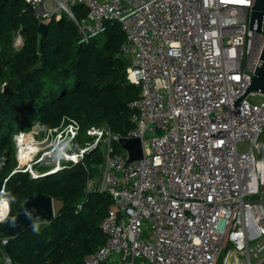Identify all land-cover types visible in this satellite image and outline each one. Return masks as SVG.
<instances>
[{"label": "built area", "instance_id": "1", "mask_svg": "<svg viewBox=\"0 0 264 264\" xmlns=\"http://www.w3.org/2000/svg\"><path fill=\"white\" fill-rule=\"evenodd\" d=\"M25 1L39 22L67 14L84 43L106 22H119L126 34L121 48L131 59L127 79L140 87L128 103L134 126L126 135L92 125L80 141L81 123L68 117L58 127L36 122L39 130L16 134L17 141L40 131L55 136L60 152L48 168L58 170L103 150L98 172H88L86 194H109L113 203L101 222L106 242L84 264H137L138 257L217 264L223 249V264L231 257L239 264L240 254L247 264H264V93L237 107L233 101L264 48V34L249 30L255 0ZM80 4L88 11L77 18ZM122 137L141 138L144 156L129 161ZM146 229L152 238L144 237Z\"/></svg>", "mask_w": 264, "mask_h": 264}, {"label": "trees", "instance_id": "2", "mask_svg": "<svg viewBox=\"0 0 264 264\" xmlns=\"http://www.w3.org/2000/svg\"><path fill=\"white\" fill-rule=\"evenodd\" d=\"M74 11L80 18L88 9L80 4ZM39 23L25 0H0V191L10 196L0 229L13 222L30 195H51L59 205L51 220L34 222L14 236L0 234V264L6 257L10 264H84L86 254L106 242L101 222L113 203L109 194H86L88 172H98L103 150L33 177L18 169L14 135L36 122L45 130L58 127L65 117L81 123L80 141L92 125L126 135L134 126L128 103L140 87L127 79L131 59L121 48L126 34L119 22H106V30L89 43L80 42L78 26L67 14L50 20L46 35L38 32ZM19 33L24 42L15 49Z\"/></svg>", "mask_w": 264, "mask_h": 264}, {"label": "water", "instance_id": "3", "mask_svg": "<svg viewBox=\"0 0 264 264\" xmlns=\"http://www.w3.org/2000/svg\"><path fill=\"white\" fill-rule=\"evenodd\" d=\"M49 25L50 21L40 22L38 25V32L41 35H46ZM249 30L264 34V0H255L252 5L250 10ZM250 77L251 80L247 88L240 96L233 100L234 107L240 106L241 102L251 93H264V48L260 55L259 63L254 69V72L250 74ZM120 143L128 151L129 161L140 159L144 156V145L141 138L122 137ZM71 148L75 149V145L73 144ZM54 216L55 206L53 196L44 193L30 195L19 212L15 215L13 222L9 226L0 229V234L14 236L32 223L51 220Z\"/></svg>", "mask_w": 264, "mask_h": 264}, {"label": "rangeland", "instance_id": "4", "mask_svg": "<svg viewBox=\"0 0 264 264\" xmlns=\"http://www.w3.org/2000/svg\"><path fill=\"white\" fill-rule=\"evenodd\" d=\"M23 42H24L23 40H22V42H18L16 37H15L14 38V48L20 49L21 46L23 45ZM254 97H255V95L254 96L251 95L249 98L252 100V99H254ZM35 128L39 130V128H40L39 124L33 125L32 131L35 130ZM20 140L17 141V136L14 135V142H15V145L17 148L16 149L17 150V158H18V163L20 165V166L18 165L20 167L19 169H24V168L30 169L32 167V169H34V170H38V169L43 170L44 168H48V166H50L49 164H52V163L57 161L58 152H60L59 151L60 150V144L58 143V139L55 136H53L50 139H46V137L40 131V132H38V134L35 135V137L30 136L28 142H26L25 145H23ZM51 142H54V144H52ZM27 143H29V144H27ZM28 145L35 146L36 150L34 152H32L31 153L32 155L30 156V158L28 160H26V158H27L26 155L24 156V159L21 158V152H22L21 148L26 147ZM54 148H55V151L53 153H48ZM3 197H6L10 202V196H9L7 191L5 192V194H3ZM58 205H59V202H56L55 208L58 207ZM9 209H10V206H9ZM150 227L151 226H149L148 228H150ZM144 237L152 238L148 229L145 230ZM231 246L232 245L231 244L229 245V243H228V247H231ZM226 250L227 249H223V251L219 257V263L218 264H220L221 260H222V264H223V258L225 256ZM236 261H237L236 257H231L230 264H235ZM253 261H255V260H253ZM136 263L137 264H149L148 260L145 257H138L136 260ZM238 263L239 264H247L246 257L243 256L242 254H240L238 256Z\"/></svg>", "mask_w": 264, "mask_h": 264}, {"label": "bare ground", "instance_id": "5", "mask_svg": "<svg viewBox=\"0 0 264 264\" xmlns=\"http://www.w3.org/2000/svg\"><path fill=\"white\" fill-rule=\"evenodd\" d=\"M26 136H24L23 138H21V143L23 145L26 144V142H28V140L26 141ZM29 144V143H27ZM36 150V147L35 146H26V147H22L21 148V158L24 159V156L26 155V160H28L30 158V156L32 155L31 153L34 152ZM25 160V161H26ZM24 161V162H25ZM55 170H58V166H54L52 168H50L48 171H46V173H44V175H48V174H52L55 172ZM6 191H2L0 193V217H2V219H0V222L1 220H4L9 212V206H10V202L9 200L6 198V197H3V194H5ZM5 216V217H4Z\"/></svg>", "mask_w": 264, "mask_h": 264}, {"label": "clouds", "instance_id": "6", "mask_svg": "<svg viewBox=\"0 0 264 264\" xmlns=\"http://www.w3.org/2000/svg\"><path fill=\"white\" fill-rule=\"evenodd\" d=\"M55 171H57V170H55ZM0 219H2V217H0ZM3 221V220H2Z\"/></svg>", "mask_w": 264, "mask_h": 264}]
</instances>
